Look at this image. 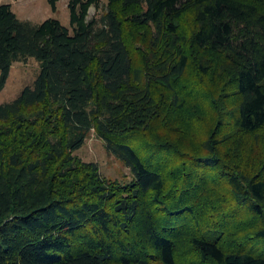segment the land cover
<instances>
[{
    "label": "trees",
    "instance_id": "1",
    "mask_svg": "<svg viewBox=\"0 0 264 264\" xmlns=\"http://www.w3.org/2000/svg\"><path fill=\"white\" fill-rule=\"evenodd\" d=\"M58 1L47 0L53 13ZM106 2L89 19L101 0H68L69 27L54 18L21 20L11 3L0 4V92L15 63L34 59L40 68L32 85L0 104V264H177V240L162 226H176L185 212L199 216L202 207L200 201L190 206L187 195L177 199L179 187L167 188L158 146L145 143L155 127L181 123L191 131L177 116L174 87L191 68L227 77L236 98L229 112L235 131L264 130V0ZM187 12L195 22L189 37L179 32ZM124 23L154 30L144 70L133 65ZM158 86L171 101L157 99ZM91 130L129 169V184L105 180L97 164L73 155ZM210 131L195 153L208 155L195 168L222 167L227 195L261 219L252 237L264 241L262 166L223 162L218 152L230 136ZM209 234L190 244L210 264H264L245 244L228 246L231 236Z\"/></svg>",
    "mask_w": 264,
    "mask_h": 264
},
{
    "label": "rangeland",
    "instance_id": "2",
    "mask_svg": "<svg viewBox=\"0 0 264 264\" xmlns=\"http://www.w3.org/2000/svg\"><path fill=\"white\" fill-rule=\"evenodd\" d=\"M67 1L59 0L55 13L51 11L47 0H0V4L11 3L13 12L21 20L37 24L54 18L63 26L69 27ZM106 5V0H101L100 8L90 7L88 18L98 17ZM194 30V15L187 12L179 21V32L189 37ZM153 34L152 28L124 23L125 42L134 67L140 70H144L151 59L150 41ZM39 70V62L34 59L15 63L5 87L0 92V104L14 100L25 86L32 85ZM216 75V73L202 75L191 68V71L174 85L178 96L177 116H181L182 121L189 124L191 131L178 123L165 129L163 126L155 127L146 135V145L158 146L157 156L161 163L159 168L163 171L167 188L172 185L179 187L177 199L182 200L183 196L187 195L190 206L200 201L202 207V214L199 216L194 213V218L188 217L185 212L184 218L179 221L182 218L179 217L176 226H162L166 233L174 235V239L177 240V264H210L208 260L200 258L190 244L192 237L203 233H210L215 237L218 232L223 236L229 235L231 238L226 240L228 246L240 248L245 244L246 252L264 256V241L252 237L255 230L262 225V221L235 207L223 187L225 176L224 173L220 174L222 167L209 169L208 172L195 168L199 164L198 161H202L208 155L205 151L195 154L198 152L197 146L214 127L210 132L215 129L219 137L223 134L230 136L225 147L218 152L223 162L234 166V163L228 161L234 158L256 171L262 166L261 174L264 175V130L252 135L242 134L232 128L229 112L236 103V98L232 95L233 86L228 83L227 77L218 79ZM155 90L157 99L171 101L169 92L160 86ZM161 107L165 106L161 104ZM177 131H180L181 135L176 134ZM141 145L140 154L148 158L144 143H136V146ZM73 155L84 163L97 164L101 177L107 181L129 184L133 180L129 169L122 161L107 152L104 142L94 130L87 134L84 145ZM198 174L201 176L200 179ZM191 180H196L201 187L191 188ZM213 221H218L217 227H212ZM221 241L224 242L223 239Z\"/></svg>",
    "mask_w": 264,
    "mask_h": 264
}]
</instances>
